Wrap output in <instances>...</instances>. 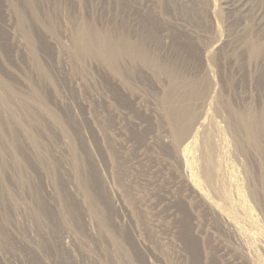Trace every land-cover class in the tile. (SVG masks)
<instances>
[{
	"label": "rangeland",
	"instance_id": "374dc122",
	"mask_svg": "<svg viewBox=\"0 0 264 264\" xmlns=\"http://www.w3.org/2000/svg\"><path fill=\"white\" fill-rule=\"evenodd\" d=\"M0 264H264V0H0Z\"/></svg>",
	"mask_w": 264,
	"mask_h": 264
}]
</instances>
